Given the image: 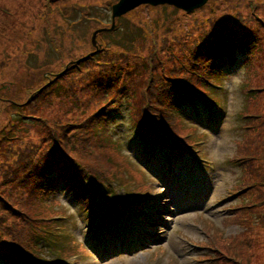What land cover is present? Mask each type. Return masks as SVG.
Wrapping results in <instances>:
<instances>
[{
  "label": "rangeland",
  "instance_id": "1",
  "mask_svg": "<svg viewBox=\"0 0 264 264\" xmlns=\"http://www.w3.org/2000/svg\"><path fill=\"white\" fill-rule=\"evenodd\" d=\"M107 1L0 0V94L3 96L1 100L7 96L15 98L25 109L31 103L28 95L38 89L40 82L46 80V83L50 84L52 77L62 75L75 65L73 62L81 61L95 50L98 52L102 49V45L109 46L108 53L118 51L120 54H127L128 51L117 45H120V41L123 42V38L130 39L133 28L142 27L147 18H152L158 29L168 28L170 32L176 28L177 19H186L184 11L172 5L156 7L147 5L149 9L146 8L147 6H142L145 8L139 7L120 18L115 27L118 31L114 33L111 29V10L107 6L111 7L113 2L117 3L119 0ZM58 5L62 9L61 12L57 10ZM83 5H89L93 11L92 15L98 17L96 20L102 23L84 20ZM200 9L199 15L203 17L209 13L208 4ZM69 20H72V24L68 23ZM104 26L109 29L101 32L100 28ZM181 28L183 29V26ZM97 33L102 36L93 44V36ZM155 33L158 34L159 31H145L149 39L146 35L144 40H141L144 52L142 48H138V45H133V53L139 56L150 54L155 47L151 40ZM185 38L184 34L180 40ZM155 44L158 45L157 42ZM126 47L130 48L128 45ZM160 48L161 44L158 45V49ZM98 56L107 59L99 53ZM130 63L135 66V61L132 60ZM94 70L98 71L96 67ZM245 71L246 67L239 65L230 72L226 80L224 93L227 91L228 94L225 119L222 124L214 127L209 122L206 112L199 109L198 114H195L191 110L193 109L191 105L183 110L190 122L198 126L199 129L195 132L197 137L208 138L204 145V162L192 160L189 155L187 158V155L180 158V155H172L167 149L162 153L157 152L150 161L144 160L142 147L138 145L139 142L131 129L129 110L124 108L121 114L115 115L111 127L125 145L123 144L121 152L111 149L105 154L102 153L113 163H109L111 174L121 176L122 182L142 189L144 187L140 186L141 174L135 167L137 162L148 171L147 176L151 179L146 176L148 183L154 185L153 192L144 188L140 193L153 194L151 198L131 195L128 198L123 195L128 198L127 217H132L131 210L135 207L142 210L144 208L145 219L151 220L154 224L151 227L134 225L133 229L121 230L122 234L126 231L130 233L126 235L127 237L131 236L139 240L140 245L137 248L131 250V241L121 239L119 235L112 238L119 245L118 247L105 245V242L101 244L100 250L103 256L97 250L92 251V245L87 242L90 232L86 227L87 219L83 207L74 203L72 194L66 193L61 185L57 189V197L52 196L44 200L45 203L40 207H34L31 214L41 217H56L60 213L68 215L66 229L74 232L78 241V243L73 242L75 252H83L78 255L83 259L79 264H214L206 261L207 257L217 255L211 250L218 252L224 264H264V181H261L264 180V162L255 156L256 154L261 158L264 156V147L261 146L264 140V89L254 98L255 96L247 91V83L257 79L256 76ZM74 75L75 73L68 74L72 78H68V81L64 80L66 87V83H72ZM134 76L128 86L138 84L143 79V73L135 72ZM262 79L264 78L256 81L258 84L262 83L260 87H264ZM91 83V79L77 80L74 89L82 101L90 105L92 103L90 100L93 101L92 91L86 88ZM59 93L56 92L55 95ZM130 94L132 95L131 92ZM35 95L39 96V94ZM137 95L139 96V92ZM67 97L64 104L55 99L42 100L37 107H34L37 109L36 114L47 116L52 122L59 119L81 121L84 117L83 111L72 107L73 98L71 95ZM47 98L51 97L48 95ZM215 98L219 102L225 101L223 95L217 94ZM50 101L51 104L47 105ZM86 107L88 108L89 105ZM10 109L12 108L9 104L0 103V124L5 130L9 127L5 121ZM247 111L252 112L255 118L244 119L243 116ZM31 125V132L27 135L37 142L38 138L43 136V131L38 130L37 123ZM246 125H250L248 131L254 130V132L247 131L245 137L247 140L244 143L242 140ZM187 130L194 131L190 127H187ZM205 132L208 133V137ZM256 133L260 134L259 144ZM243 145L249 146V154L258 159L256 166L261 172V176L256 177V182L262 185L257 188L254 195L252 194L253 202L250 205L254 215L247 216V218L252 216L248 220L253 222L252 230L250 228L247 230V226L242 224L243 222L240 224L239 219L231 218L239 211H243L244 205L251 201L250 193H238L243 184V175L248 169L242 168L239 162L232 159L239 155L238 148ZM126 147L130 151L129 149L127 151ZM183 162L189 164V169H185L184 173L181 169ZM168 166L171 167L169 173H167ZM175 166L180 168L178 183L175 182ZM155 179L159 182L155 183ZM247 179L250 180L246 178L244 181ZM126 193L129 194V190H126ZM132 193L136 194L135 191ZM119 194L121 197V192ZM151 199L166 204V206L162 205L166 207L162 213L164 220L158 219L156 215L148 217L150 213L146 212H149L151 207L146 205ZM51 200L50 203L46 202ZM240 216L246 218L245 214ZM109 221L113 222L114 218L103 221V227H108L105 224ZM121 224L122 222L119 221L120 226ZM142 228L149 229L151 234L139 233ZM247 240L252 241L251 248L242 247ZM68 250H72L71 245H68ZM90 252L92 256L89 258ZM70 264H77L74 257L70 259Z\"/></svg>",
  "mask_w": 264,
  "mask_h": 264
},
{
  "label": "trees",
  "instance_id": "2",
  "mask_svg": "<svg viewBox=\"0 0 264 264\" xmlns=\"http://www.w3.org/2000/svg\"><path fill=\"white\" fill-rule=\"evenodd\" d=\"M89 9L92 10L90 6ZM57 10L62 11L59 5ZM208 11L204 17L197 12L185 14L186 19H177V26L171 32L168 28L158 29L153 19L147 18L142 27L133 28L130 39L123 38L120 45L116 44L128 51L127 54L118 51L108 53L109 46L94 51L93 56L73 65L64 74L52 77L50 84L44 80L38 89L30 90L32 93L28 98L31 103L25 109L15 98L7 96L1 100L3 96L0 94V103L9 104L12 108L5 121L9 124L8 130L0 124V261L5 264H47L42 262L41 255H36L37 239L30 226L33 225L30 223L38 224L40 220L31 214L35 207L33 198L38 194L54 196L62 185L73 195L74 201L81 202L87 211L92 210L93 216L101 212L102 191L108 192L107 186L110 188L101 180H106L108 175L105 172L109 173V163L113 164L103 154L111 149L118 152L111 127L116 113L121 111V101L113 100L117 92L127 103L131 129L143 150L150 152L154 146L163 147L166 138L162 132L172 143L171 149L175 150L179 149L174 144L175 140L186 138L188 131L176 125L171 112L173 109L181 111L189 102L201 100L199 91L208 90L205 75L215 80L221 78L225 66L237 63L238 48L246 57L245 62L248 58L254 60L258 54L264 56V42L260 38V32L264 31V0H212ZM147 30L159 31L151 39L155 47L150 54L139 56L133 53L132 46L138 45L143 49L141 40L146 37ZM184 34L186 38L180 40ZM156 42L161 44L160 49ZM98 53L107 59H101ZM132 60L135 66L130 63ZM135 72L143 73V79L128 86ZM72 73H75L72 83H66V87L64 80L72 78L68 76ZM90 79L92 83L86 90L92 91L91 105L82 101L74 90L77 80ZM56 92L60 93L55 95ZM48 95L51 98H47ZM68 95L73 98L71 106L83 111L81 121L59 119L52 122L47 116L36 114L34 107L42 100L55 99L64 104ZM50 104L51 101L47 103ZM31 123H37L38 130L43 131L37 142L27 135L31 132ZM246 134L247 131L244 132V143ZM70 136L75 145L69 142ZM259 136L256 133L258 144L261 141ZM262 141L261 146L264 147ZM241 147L236 158L241 162H251L242 164L248 169L243 180L250 178L244 183L250 184L261 176L256 157L264 162V156L261 158L256 154L252 157L249 146ZM100 154L102 157H94ZM256 192L250 193L251 201L244 205V210L231 217L239 219L240 224L243 222L247 230L253 229V222L248 221L251 217L247 219V216L253 215L250 205ZM243 214L246 218L240 216ZM13 219L17 221L12 222ZM50 237L59 238L56 233H51ZM251 242L246 241L247 248H251ZM50 248L53 249V244ZM217 263L224 264V260Z\"/></svg>",
  "mask_w": 264,
  "mask_h": 264
},
{
  "label": "water",
  "instance_id": "3",
  "mask_svg": "<svg viewBox=\"0 0 264 264\" xmlns=\"http://www.w3.org/2000/svg\"><path fill=\"white\" fill-rule=\"evenodd\" d=\"M207 1L208 0H120L113 6L111 29L115 27L116 18L125 15L126 13L136 9L143 4H150L152 6L170 4L176 6L177 8L191 11L195 8L203 6ZM96 35L97 34H94L93 36V44H95Z\"/></svg>",
  "mask_w": 264,
  "mask_h": 264
}]
</instances>
